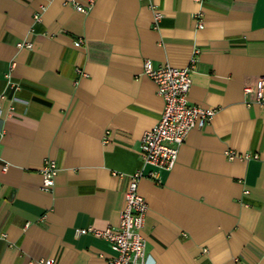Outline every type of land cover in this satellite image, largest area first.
<instances>
[{
	"label": "crops",
	"instance_id": "crops-1",
	"mask_svg": "<svg viewBox=\"0 0 264 264\" xmlns=\"http://www.w3.org/2000/svg\"><path fill=\"white\" fill-rule=\"evenodd\" d=\"M150 1L157 28L139 0H0V94L10 67L19 87L0 103V264H107L109 244L75 230L117 227L143 168L140 137L163 108L143 63L184 68L196 49L188 100L215 112L161 184L143 168L145 264H264V104L243 93L264 84V0Z\"/></svg>",
	"mask_w": 264,
	"mask_h": 264
},
{
	"label": "built area",
	"instance_id": "built-area-1",
	"mask_svg": "<svg viewBox=\"0 0 264 264\" xmlns=\"http://www.w3.org/2000/svg\"><path fill=\"white\" fill-rule=\"evenodd\" d=\"M142 3H148L153 12L152 24L154 28L162 18V12L152 5L150 0H139ZM93 1H90L87 7L76 6V10L86 13ZM198 17V15H197ZM199 18V17H198ZM36 21L39 20L35 16ZM197 27L203 28L201 19H197ZM82 44L81 40L74 42L76 47ZM30 43L20 42L16 44L18 49H31ZM191 56L188 66L184 68H175L169 65H153L150 61L143 63V74L148 76L156 85V93L163 101V108L160 119L154 127L146 131L140 137L139 157L143 168L151 167L147 177L155 184H161V172L170 171L176 163L179 149L186 142L188 133L195 127H202L210 121L214 115L213 109H207L194 105L189 102L188 94L191 87V74L193 73L199 51L196 49ZM78 75L84 73L79 67L75 68ZM5 87L0 94V103L8 98V92H15L19 89L18 85L12 80L11 67L3 74ZM244 95L254 93L256 103L264 104V84L262 79L257 87L246 86L243 88ZM16 98L11 96L7 112L11 115L14 112ZM2 119V109L0 105V121ZM3 131L0 130V137ZM226 155L232 159L236 155L228 152ZM0 154V161H1ZM8 165H2V171L7 170ZM143 168L127 175L128 185L124 194L123 208L120 212L119 224L115 228H105L102 230L93 227L76 229V235H88L96 239L107 242L109 249L114 253L113 257L107 260V264H145V241L141 236V229L144 224L148 205L145 199L138 192V183L143 175ZM58 172V167L53 160L44 161L40 174L42 178L41 189L51 191L54 186V179ZM114 177H123L121 173H113ZM40 264H54L51 259H42Z\"/></svg>",
	"mask_w": 264,
	"mask_h": 264
}]
</instances>
